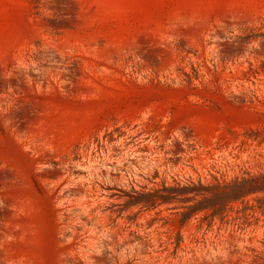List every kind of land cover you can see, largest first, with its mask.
Here are the masks:
<instances>
[{"label":"rangeland","instance_id":"374dc122","mask_svg":"<svg viewBox=\"0 0 264 264\" xmlns=\"http://www.w3.org/2000/svg\"><path fill=\"white\" fill-rule=\"evenodd\" d=\"M0 264H264V0H0Z\"/></svg>","mask_w":264,"mask_h":264}]
</instances>
